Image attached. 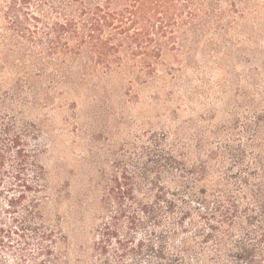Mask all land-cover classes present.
<instances>
[{"label": "trees", "instance_id": "1", "mask_svg": "<svg viewBox=\"0 0 264 264\" xmlns=\"http://www.w3.org/2000/svg\"><path fill=\"white\" fill-rule=\"evenodd\" d=\"M90 88L228 115L150 132L89 207L90 263L264 264V0H0V264H71L30 110Z\"/></svg>", "mask_w": 264, "mask_h": 264}, {"label": "rangeland", "instance_id": "2", "mask_svg": "<svg viewBox=\"0 0 264 264\" xmlns=\"http://www.w3.org/2000/svg\"><path fill=\"white\" fill-rule=\"evenodd\" d=\"M223 75L217 74L215 79ZM209 91L211 95L213 90ZM55 93L57 97L53 105L46 108L36 105L30 110L42 129L36 142L41 150L39 158L46 169L47 183L53 188V197L58 198L48 205V211L63 218L70 238L71 264H91L88 254L94 235L89 233L92 212L89 207L99 204L128 157L136 164L140 163L142 158L139 155H143L145 147L150 145V132L161 133V128L166 127L175 131L190 119L197 126H208V129L203 127L206 131L215 130L228 115L224 101L212 96L214 103L207 107L216 109L215 118L209 119V114L205 119L198 117L206 112L200 103L205 98L202 96L199 102L192 104L194 114L182 108L173 120L170 111L165 112L166 107H157L146 100L128 101L119 97L117 92H112L113 95L109 92L111 98H107L103 89H79L76 93L58 90ZM215 95L223 96L220 91ZM196 128L188 130L198 134ZM212 141L217 144L218 139ZM128 169L136 168L131 165ZM124 224L123 231H127V220ZM111 255L114 259L113 253ZM145 259L142 256L139 261Z\"/></svg>", "mask_w": 264, "mask_h": 264}]
</instances>
